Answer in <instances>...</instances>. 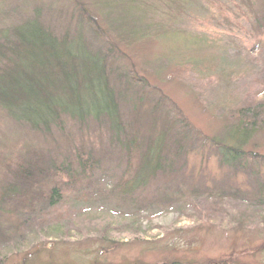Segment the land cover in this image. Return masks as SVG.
I'll use <instances>...</instances> for the list:
<instances>
[{
	"label": "rangeland",
	"instance_id": "rangeland-1",
	"mask_svg": "<svg viewBox=\"0 0 264 264\" xmlns=\"http://www.w3.org/2000/svg\"><path fill=\"white\" fill-rule=\"evenodd\" d=\"M29 20L105 62L116 114L43 133L0 109V264H264V0H0V32Z\"/></svg>",
	"mask_w": 264,
	"mask_h": 264
},
{
	"label": "trees",
	"instance_id": "trees-1",
	"mask_svg": "<svg viewBox=\"0 0 264 264\" xmlns=\"http://www.w3.org/2000/svg\"><path fill=\"white\" fill-rule=\"evenodd\" d=\"M91 20L90 15H87ZM71 44L70 38H59L44 29L36 21H26L24 24L4 29L0 32V109L11 120L22 123L35 131L49 132L53 127H60L65 118L71 121L85 122L101 117L113 119L116 114L114 97L111 94L106 79L105 62L92 54H84ZM79 50V51H77ZM99 59V60H98ZM100 71V72H99ZM98 79L102 84L100 97L104 98V108L90 112L81 104L87 102L71 93L81 84H90L93 88ZM65 91L67 98L55 91L59 87ZM80 96V92H77ZM113 116V117H112ZM112 117V118H111ZM252 121L258 119L256 114L250 116ZM255 122L252 123L253 128ZM238 127V126H237ZM239 128V127H238ZM252 130L248 128L234 129L230 139L243 142ZM219 162L234 164L238 158H243L244 152L239 148L225 144L213 143ZM160 153V152H159ZM159 155L155 159H147L142 155L138 171H149L157 168ZM240 160V159H239ZM264 162V158L262 159ZM34 167L24 165L17 168L11 183L24 184L32 180ZM15 187L9 185L3 196L8 197L15 192ZM48 201L55 204L60 197L59 189L53 187Z\"/></svg>",
	"mask_w": 264,
	"mask_h": 264
}]
</instances>
